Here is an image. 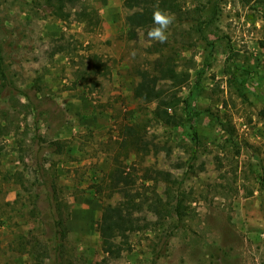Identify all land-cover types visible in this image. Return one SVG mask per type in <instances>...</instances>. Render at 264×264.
I'll use <instances>...</instances> for the list:
<instances>
[{"label": "rangeland", "instance_id": "rangeland-1", "mask_svg": "<svg viewBox=\"0 0 264 264\" xmlns=\"http://www.w3.org/2000/svg\"><path fill=\"white\" fill-rule=\"evenodd\" d=\"M83 2L89 14L69 22L45 0H0V264H264V3L181 0L202 26L178 50L195 60L182 98L201 74L194 140L188 122L164 126L133 97L145 53L126 38L123 0ZM63 32L109 65L98 90L73 87L70 58L49 55ZM228 56L248 75L246 99L226 82ZM125 125L145 126L169 156L122 146ZM114 157L138 177L170 170L184 213L131 233L130 250L102 263L96 223L117 199L107 188ZM142 182L169 199L166 183Z\"/></svg>", "mask_w": 264, "mask_h": 264}, {"label": "trees", "instance_id": "trees-1", "mask_svg": "<svg viewBox=\"0 0 264 264\" xmlns=\"http://www.w3.org/2000/svg\"><path fill=\"white\" fill-rule=\"evenodd\" d=\"M45 2L54 7L55 13L63 20L69 22H82L89 14L83 0ZM261 2L264 3V0ZM122 6L125 13L126 38L132 42L141 40L143 43L141 49L145 53L142 60L134 66L133 72L137 81L132 90L133 97L143 105L153 104L152 118L164 126L175 127L188 122L192 138L195 140L197 131L194 121L199 112L193 108L192 99L200 87L201 74L197 73L193 88L189 90L187 97L182 98L179 91L189 84L195 60L193 55L179 59L178 50L187 45L194 34L202 33V26L199 24L200 10L194 8L192 11L194 14H190L189 8H185L181 0H123ZM157 6L174 14L175 22L172 29L177 31L179 38L169 34L166 43L154 42L147 38V31L153 26V10ZM49 41L52 47L50 56L63 52L70 58L73 87L80 86L86 88L88 92H93L101 88L102 80L110 76L107 62L96 53L86 55L77 53L76 42L70 35L63 32ZM230 58L228 56L225 67L226 82L239 97L246 99L245 83L248 75H243L234 61L229 63ZM3 76L4 73L0 69V77ZM179 105H182L184 114L177 113ZM145 129V126L125 125L121 130L122 146L129 145L142 155H157L163 152L165 156H169L170 148L157 139L148 137ZM136 172L135 166H130L127 170L116 157L113 158L112 167L107 175V188L117 195V199L102 206L101 215L96 223L105 254L102 263L119 259L123 252L130 250L131 233L156 226L171 214L181 218L184 213L181 193L177 192L172 196L171 188L167 184L176 181L170 170L145 167L139 177L136 176ZM138 179L141 184L137 186ZM142 181L166 183L164 194L169 199L162 197L155 187L148 190ZM42 259L44 257L35 260H38L37 264H43Z\"/></svg>", "mask_w": 264, "mask_h": 264}, {"label": "clouds", "instance_id": "clouds-1", "mask_svg": "<svg viewBox=\"0 0 264 264\" xmlns=\"http://www.w3.org/2000/svg\"><path fill=\"white\" fill-rule=\"evenodd\" d=\"M152 21L153 26L147 31V38L154 42L166 43L169 30L175 22L174 14L157 6L153 10Z\"/></svg>", "mask_w": 264, "mask_h": 264}]
</instances>
